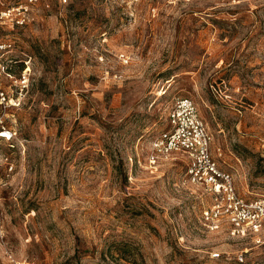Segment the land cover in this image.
Here are the masks:
<instances>
[{
	"label": "rangeland",
	"instance_id": "rangeland-1",
	"mask_svg": "<svg viewBox=\"0 0 264 264\" xmlns=\"http://www.w3.org/2000/svg\"><path fill=\"white\" fill-rule=\"evenodd\" d=\"M24 7L0 0V264H264L202 220L184 156L148 160L189 98L237 194L264 192V0Z\"/></svg>",
	"mask_w": 264,
	"mask_h": 264
},
{
	"label": "built area",
	"instance_id": "built-area-1",
	"mask_svg": "<svg viewBox=\"0 0 264 264\" xmlns=\"http://www.w3.org/2000/svg\"><path fill=\"white\" fill-rule=\"evenodd\" d=\"M25 7L37 0H23ZM12 11V10H11ZM10 10L0 11V21L10 17ZM6 48L0 42V52ZM0 99L4 101L3 93ZM12 133L0 129L1 140H11ZM211 138L199 116L194 102L189 98L174 101L166 116V127L151 143L149 163L156 165L172 155L186 158L185 178L192 186L201 188L210 198V206L203 209L202 220L210 230H227L231 238H250L256 244H264V192L255 199H243L235 191L233 177L223 171L211 154ZM220 257L219 252L211 258ZM235 259L244 261L242 253Z\"/></svg>",
	"mask_w": 264,
	"mask_h": 264
}]
</instances>
